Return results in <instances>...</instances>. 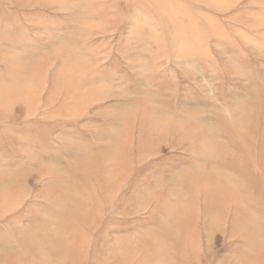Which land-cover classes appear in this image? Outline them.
<instances>
[{
	"label": "rangeland",
	"instance_id": "374dc122",
	"mask_svg": "<svg viewBox=\"0 0 264 264\" xmlns=\"http://www.w3.org/2000/svg\"><path fill=\"white\" fill-rule=\"evenodd\" d=\"M0 264H264V0H0Z\"/></svg>",
	"mask_w": 264,
	"mask_h": 264
}]
</instances>
